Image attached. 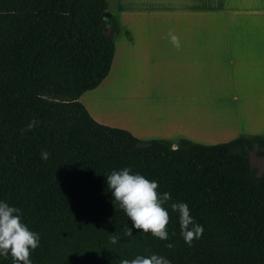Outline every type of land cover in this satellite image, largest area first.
Masks as SVG:
<instances>
[{"label":"trees","instance_id":"trees-1","mask_svg":"<svg viewBox=\"0 0 264 264\" xmlns=\"http://www.w3.org/2000/svg\"><path fill=\"white\" fill-rule=\"evenodd\" d=\"M106 11L105 0H0V201L40 235L33 264H121L152 254L171 264H264V172L250 163V154L264 159V138H181L174 151L166 140L95 122L78 101L111 67L118 23L110 18L105 33ZM125 167L170 193L167 240L135 229L114 204L106 175ZM174 202L203 226L191 247ZM0 264H13L11 255Z\"/></svg>","mask_w":264,"mask_h":264},{"label":"crops","instance_id":"crops-1","mask_svg":"<svg viewBox=\"0 0 264 264\" xmlns=\"http://www.w3.org/2000/svg\"><path fill=\"white\" fill-rule=\"evenodd\" d=\"M121 1L109 73L78 99L95 122L171 145L264 138V0Z\"/></svg>","mask_w":264,"mask_h":264},{"label":"clouds","instance_id":"clouds-1","mask_svg":"<svg viewBox=\"0 0 264 264\" xmlns=\"http://www.w3.org/2000/svg\"><path fill=\"white\" fill-rule=\"evenodd\" d=\"M168 36L171 44L179 50L181 48L179 36L172 31ZM37 123L36 120L31 121L27 130L31 131ZM171 149L177 151L179 145L173 143ZM49 156L47 151H41L43 161H47ZM106 177L114 204H118L125 212L135 229L145 234L150 233L161 240H167L170 214L164 204L172 199L170 193L165 192L161 196L157 181L149 180L138 173L133 174L130 167L113 170ZM171 209L179 213L181 236L191 247L194 240L201 238L203 226L195 222L186 203L174 202L171 204ZM125 235L132 236V230L127 228ZM40 239V235L30 230L23 222L19 208L0 201V256L7 258L10 254L13 264H33L30 259L31 252L40 246ZM109 239L112 244H117L120 237L112 234ZM166 247L172 249L174 245L168 243ZM121 264H171V262L163 256L152 254L148 257L138 255L131 260L122 259Z\"/></svg>","mask_w":264,"mask_h":264},{"label":"rangeland","instance_id":"rangeland-1","mask_svg":"<svg viewBox=\"0 0 264 264\" xmlns=\"http://www.w3.org/2000/svg\"><path fill=\"white\" fill-rule=\"evenodd\" d=\"M107 5V11L112 15L116 17V19L119 21V14L121 10L123 9L121 0H105ZM126 6L129 7V4L126 3ZM109 19H105L104 22V31L105 33H108L110 31V25H109ZM115 35V34H114ZM120 30L118 29V38H114L117 42V45H119L120 42ZM105 102H98L96 103L98 106H100L99 110L101 112V115H105ZM115 112L113 115H109V117H113L114 119L120 120V107L119 104L114 108ZM250 163L253 167H255L258 170V173L264 172V159H258L253 154H250Z\"/></svg>","mask_w":264,"mask_h":264},{"label":"water","instance_id":"water-1","mask_svg":"<svg viewBox=\"0 0 264 264\" xmlns=\"http://www.w3.org/2000/svg\"><path fill=\"white\" fill-rule=\"evenodd\" d=\"M102 17H103V19H110L111 18V14L109 13V12H104L103 14H102Z\"/></svg>","mask_w":264,"mask_h":264}]
</instances>
